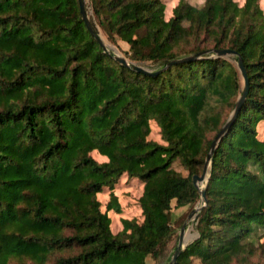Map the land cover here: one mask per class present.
Masks as SVG:
<instances>
[{"label": "trees", "instance_id": "trees-1", "mask_svg": "<svg viewBox=\"0 0 264 264\" xmlns=\"http://www.w3.org/2000/svg\"><path fill=\"white\" fill-rule=\"evenodd\" d=\"M115 60L79 0H0V264H149L174 233L171 211L200 199L193 182L212 140L249 90L211 157L199 235L175 264H264V8L260 0H91ZM94 27L99 31L92 17ZM235 60V61H234ZM158 126L162 141L150 133ZM93 152H97L96 156ZM179 161L188 173L178 170ZM138 178V217L112 228L122 178Z\"/></svg>", "mask_w": 264, "mask_h": 264}, {"label": "rangeland", "instance_id": "rangeland-1", "mask_svg": "<svg viewBox=\"0 0 264 264\" xmlns=\"http://www.w3.org/2000/svg\"><path fill=\"white\" fill-rule=\"evenodd\" d=\"M88 4V10L91 15V17L94 18V20L97 22V27L100 31V34L104 36L108 42L112 45V50H116L120 54L125 55L128 59L129 57L126 55L125 50L129 49V44L122 40L118 39L119 45L111 41L105 30L102 28V26L98 23L92 9L91 0H87ZM165 2L166 8H165V16L166 18H169L173 13L174 6L179 2V0H163ZM195 5H202L205 0H189ZM240 2V4H243L245 0H237ZM261 6L264 8V0H260ZM235 61V60H234ZM142 64L148 66L151 69H155L159 63L153 62V61H146ZM150 137L152 139H156L158 141H162L161 134L159 131V127L155 126L153 131L150 133ZM96 156H98L97 152H93ZM174 166L182 171L184 174H187V169L180 164L179 161H176L174 163ZM143 190V182L138 178H127L124 176L115 187L114 191L118 197V202L120 203V210H116L113 205L110 204L109 213L111 215L112 220V228L115 232L119 231L123 224H122V218L124 217H138L140 215L141 209L138 205L137 198L141 195ZM176 201H173V208L171 211V217H172V223L174 225V233L173 235L167 240L165 245L161 247V252L158 257H155L151 254L148 255L147 260L149 264H165L170 258L172 257L173 252L176 249V246L179 242V234L181 230V226L186 220L189 213L194 209L193 214L191 215L186 227V232L188 231L191 234H196L193 238H196L199 234L198 229V222L199 218L201 216L202 210H200V200H197L196 202L192 204H186L179 207L175 206ZM193 238L186 240L191 241ZM185 240V239H184ZM264 240V238H263ZM194 264H202L199 260H194Z\"/></svg>", "mask_w": 264, "mask_h": 264}, {"label": "water", "instance_id": "water-1", "mask_svg": "<svg viewBox=\"0 0 264 264\" xmlns=\"http://www.w3.org/2000/svg\"><path fill=\"white\" fill-rule=\"evenodd\" d=\"M87 2H88L87 0H79L80 12L82 14V18L84 19V21H85L88 29L91 31V33L93 35H95V37L98 39V41L102 44V46L104 47V50L107 51L108 53H110V55H112L115 60H117L120 63H123L127 66H130L137 71L150 73V74L156 73L158 70L151 69L142 63L133 62L130 59H128L125 55L120 54L116 50L113 51L111 47L107 46L104 43L102 36L100 34V31H97L96 28L94 27L92 17L89 13V10H88ZM208 52H213L217 55L225 56V57H230L231 55H237V57H238L237 67H238L240 74H241L242 83H243V91L238 96L233 110L230 112L229 116L227 117L225 122L222 124V126L220 127V129L216 133L214 139L212 140L210 151H209V154L206 158V162H205V165L203 167L202 173L201 174L195 173L193 175V182L198 187L200 195H201L200 199H199L200 203H201L200 208H199L200 210H202L207 205L206 187H207V184H208V181L210 178V169H211V162H212L211 157H212L213 151L217 147L221 138L227 133V131L229 130V128L231 127V125L235 121V119H236V117H237V115L241 109V106H242V104H243V102L247 96V93L249 90V85H250L248 72H247V69H246V66H245V63H244L242 56L236 50H234L232 48H213V49H208L206 51H200V52H196V53H193L190 55H185L182 57L172 58L167 62V64L164 67L161 68V69H163L166 66H169L173 63L188 60L191 58H195V57L201 56V55L208 53ZM193 212H194V209L189 213L186 220L182 224L180 234H179V242L176 246L175 251L172 254V257L165 264H175L177 261V257L180 254V252L182 251V249H184L189 242H191L193 239H195V238H193L191 241H185L184 240L185 234H186V229H187L186 225H187L191 215L193 214Z\"/></svg>", "mask_w": 264, "mask_h": 264}, {"label": "bare ground", "instance_id": "bare-ground-1", "mask_svg": "<svg viewBox=\"0 0 264 264\" xmlns=\"http://www.w3.org/2000/svg\"><path fill=\"white\" fill-rule=\"evenodd\" d=\"M101 36H102V35H101ZM102 39H103L104 43H105L107 46H109V47L112 46L104 36H102ZM195 235H196V234H191V233H189V232L187 231L186 234H185V241H186V240H189V239H191V238H193Z\"/></svg>", "mask_w": 264, "mask_h": 264}]
</instances>
